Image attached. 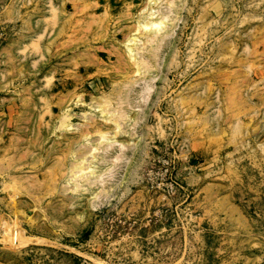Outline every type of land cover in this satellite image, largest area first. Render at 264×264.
<instances>
[{
    "label": "rangeland",
    "instance_id": "374dc122",
    "mask_svg": "<svg viewBox=\"0 0 264 264\" xmlns=\"http://www.w3.org/2000/svg\"><path fill=\"white\" fill-rule=\"evenodd\" d=\"M0 264H264V0H0Z\"/></svg>",
    "mask_w": 264,
    "mask_h": 264
},
{
    "label": "bare ground",
    "instance_id": "6f19581e",
    "mask_svg": "<svg viewBox=\"0 0 264 264\" xmlns=\"http://www.w3.org/2000/svg\"><path fill=\"white\" fill-rule=\"evenodd\" d=\"M148 24H149V23L147 22L145 26L147 27V26H148ZM157 24L159 25V23H156V25H157ZM67 118H69V117H67ZM107 140H108V139H107Z\"/></svg>",
    "mask_w": 264,
    "mask_h": 264
}]
</instances>
